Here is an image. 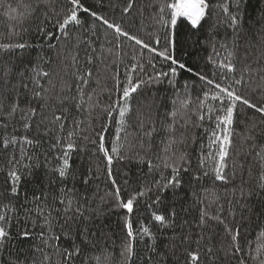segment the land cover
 Masks as SVG:
<instances>
[{"label":"snow or ice","instance_id":"1","mask_svg":"<svg viewBox=\"0 0 264 264\" xmlns=\"http://www.w3.org/2000/svg\"><path fill=\"white\" fill-rule=\"evenodd\" d=\"M0 9V264H264V0Z\"/></svg>","mask_w":264,"mask_h":264},{"label":"trees","instance_id":"2","mask_svg":"<svg viewBox=\"0 0 264 264\" xmlns=\"http://www.w3.org/2000/svg\"><path fill=\"white\" fill-rule=\"evenodd\" d=\"M13 4H15V0H10ZM11 23L7 18L3 15V9H0V31H3L6 24Z\"/></svg>","mask_w":264,"mask_h":264}]
</instances>
